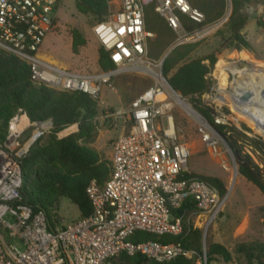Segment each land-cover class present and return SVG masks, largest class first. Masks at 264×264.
<instances>
[{"label": "built area", "instance_id": "built-area-1", "mask_svg": "<svg viewBox=\"0 0 264 264\" xmlns=\"http://www.w3.org/2000/svg\"><path fill=\"white\" fill-rule=\"evenodd\" d=\"M226 2L232 7V0ZM108 4L109 15L91 30L116 70L89 74L43 59L45 40L57 27L63 0H0V50L27 63L35 84L82 92L100 101L103 88L111 86L117 74L145 63L157 67L151 70L150 88L130 105L106 107L100 116L110 123L122 118L123 126L113 143L109 179L102 186L92 181L87 187L92 206L88 217L51 222L46 211L25 201L23 160L52 132L53 123L33 122L21 109L13 116L0 143V264H124L136 255L162 264L191 259L194 253L181 243L133 242L131 237L140 232L182 236L190 231L187 217L193 212L207 229L228 201V195L191 173V150L180 140L174 116L180 96L163 75V60L151 63L147 59L148 42L154 37L146 28L148 7L171 31L185 32L186 42L209 34L211 26L202 25L205 15L190 0H109ZM184 19L202 26L187 32ZM223 97L224 92L215 89L205 95L210 107L217 101L224 104L226 99H218ZM225 118L214 115L213 121L226 125ZM197 120L204 145L219 155L220 135L206 118L197 114ZM78 130L74 124L56 136L60 140ZM223 168L229 171L226 164ZM185 207L191 208L180 213Z\"/></svg>", "mask_w": 264, "mask_h": 264}, {"label": "trees", "instance_id": "trees-1", "mask_svg": "<svg viewBox=\"0 0 264 264\" xmlns=\"http://www.w3.org/2000/svg\"><path fill=\"white\" fill-rule=\"evenodd\" d=\"M74 1L78 12L91 16L95 23L104 21L109 15V0ZM190 1L194 8L205 15V22L202 25L214 23L225 14L226 0ZM255 6H264V0H232V15L220 34V50L240 52L251 49L243 31L249 21L250 9ZM160 19L166 25L165 30H170L152 6L147 8L148 31L154 33L161 31L162 29H158V25L159 27L161 25ZM183 24L185 29L191 30L202 26L188 19H184ZM260 24L264 26V23ZM86 45L87 40L78 31H73L72 52L78 55L80 48ZM196 48L197 44L180 45L172 50L163 62L164 77L172 89L183 98H195L204 94L208 88L207 76L217 63L215 55L203 59H189ZM206 61L209 64H206ZM98 65L103 72L116 70V66L102 48L98 50ZM196 108L231 149L239 174L264 195V159L256 155V150L262 147V143L248 138L234 127L216 125L212 109L197 105ZM19 109L33 122L51 120L53 123L52 132L47 134L50 135L48 141L42 143L45 135L23 160L22 194L25 201L35 209H43L50 216L52 211L58 209L60 201L67 199L77 206L81 213L80 218L88 217L92 213L91 202L86 192L88 185L96 181L102 186L111 174V163L91 148L98 133L99 117L102 114L100 102L82 92L58 91L42 84H35L27 63L0 50V143L5 141L9 122ZM74 124H78L77 133L60 140L57 138L58 132ZM193 176L216 186L221 195H226L227 189L220 179ZM190 208L185 207L180 213ZM262 211L264 212V207ZM187 232L182 236L163 237L140 232L132 236L131 240L158 241L163 244L181 243L185 250L195 254L191 259L178 258L163 264H198L203 262L204 258L208 264L217 258L225 263L231 261V253L220 244L212 243L207 247V251H204L200 229L190 228ZM238 251L246 255L249 263L255 260L258 264H264V247L243 245ZM124 264L162 263L136 255L127 259Z\"/></svg>", "mask_w": 264, "mask_h": 264}, {"label": "rangeland", "instance_id": "rangeland-1", "mask_svg": "<svg viewBox=\"0 0 264 264\" xmlns=\"http://www.w3.org/2000/svg\"><path fill=\"white\" fill-rule=\"evenodd\" d=\"M232 11L233 7L227 4L223 17L219 21L207 24V26H211L209 34L203 40L192 42L185 41L187 35L185 32L165 30L166 25L160 19L161 25L160 27L158 25V29L162 30L157 33L152 32L154 37L148 42L147 59L151 63H159L172 50L183 44H197L195 52L189 59H203L206 56L215 55L217 63L207 76L208 88L204 94L195 98H183L180 94L179 96L198 115L204 117L196 105L210 108L213 110V116L224 115L226 117L227 124L224 126L234 127L248 138L257 142L260 141L262 147L256 150V155L264 159V135L257 132L250 121L243 119V117V120L237 118V111L233 106L234 97L231 96L236 92V82H241L246 78L239 71L249 69L255 76L264 75V26L260 24L261 22L264 23V6H255L250 9L249 21L243 33L246 35L251 49L240 52L219 49L221 31L232 15ZM94 24L91 16H85L78 12L74 0H63V5L57 12V27L45 40L42 56L57 62L58 67L72 69V71L89 74L101 71L98 65L99 45L91 30ZM73 31H78L87 40V45L80 48L78 55L72 52ZM186 31L190 32L191 28H186ZM243 53H246L248 58L243 56ZM206 64L209 62L206 61ZM156 69V64L148 65L145 63L117 74L112 80V85L103 88L99 101L102 113L106 107L117 109L130 105L133 100L153 85L151 70L155 71ZM220 86L224 91L219 92H224L222 99H226V103L222 104L215 101L217 104L211 103L212 106H208L205 95L212 89L218 90ZM174 116L179 138L191 150L188 164L191 173L199 177L218 178L227 189L228 201L224 210L209 228L206 229L203 220L196 213H189L187 217V223L191 228L202 231L204 251L205 248L207 251L210 244L216 243L225 247L232 255V259L228 263L217 258L210 264H258L255 260L249 263L246 255L240 253L238 248L243 245L264 247V212L262 211L264 195L239 174L238 168L236 172L235 166L237 165L234 157L223 141L219 155H213L208 150L202 141L198 120L193 114L187 112L177 103ZM122 126V118L110 123L99 117L98 133L91 148L99 152L102 158L109 163L111 162L114 140L121 135ZM49 136L46 135L42 139V143L48 141ZM224 164L229 167V171L224 170ZM80 217L81 213L77 206L67 199H62L58 209L52 211L48 219L51 222H65ZM198 264L208 263L204 258L203 262Z\"/></svg>", "mask_w": 264, "mask_h": 264}, {"label": "bare ground", "instance_id": "bare-ground-1", "mask_svg": "<svg viewBox=\"0 0 264 264\" xmlns=\"http://www.w3.org/2000/svg\"><path fill=\"white\" fill-rule=\"evenodd\" d=\"M243 56L248 58V55L246 53H243ZM43 59H45L49 63L57 65V62L53 61L49 57H43ZM239 72L244 74L246 78L241 82H236V92L234 94H231V96L234 97L233 106L237 111L236 116L241 120L246 119L250 121L254 129L260 134L264 135V75L255 76V74L249 69L241 70ZM218 90L224 91L223 89H221V86ZM242 94H248L250 97L249 100L246 102H242L239 98ZM218 99L220 101H223L222 98ZM177 102L187 112L193 114L197 118V113L193 111L187 104H185L182 99L178 98Z\"/></svg>", "mask_w": 264, "mask_h": 264}, {"label": "water", "instance_id": "water-1", "mask_svg": "<svg viewBox=\"0 0 264 264\" xmlns=\"http://www.w3.org/2000/svg\"><path fill=\"white\" fill-rule=\"evenodd\" d=\"M168 56V55H167ZM166 56V57H167ZM165 57V58H166ZM165 58H164V60H165ZM164 60H163V62H164ZM263 96H264V91H263ZM240 100L242 101V102H246V101H248L249 100V95L248 94H242L240 97ZM222 139V138H221ZM222 141L226 144V142L222 139ZM226 146H227V148L229 149V151L232 153V151H231V149L228 147V145L226 144ZM232 155H233V153H232ZM235 170H236V172H237V166H235ZM205 246V245H204ZM205 248V247H204ZM205 251H206V248H205Z\"/></svg>", "mask_w": 264, "mask_h": 264}, {"label": "crops", "instance_id": "crops-1", "mask_svg": "<svg viewBox=\"0 0 264 264\" xmlns=\"http://www.w3.org/2000/svg\"><path fill=\"white\" fill-rule=\"evenodd\" d=\"M43 49H44V46H43ZM43 49H42V51H43ZM69 70H72V69H69Z\"/></svg>", "mask_w": 264, "mask_h": 264}]
</instances>
